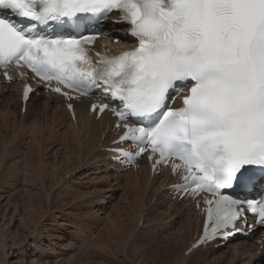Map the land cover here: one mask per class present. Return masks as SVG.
<instances>
[{
  "label": "snow or ice",
  "instance_id": "obj_1",
  "mask_svg": "<svg viewBox=\"0 0 264 264\" xmlns=\"http://www.w3.org/2000/svg\"><path fill=\"white\" fill-rule=\"evenodd\" d=\"M113 12L138 46L94 60L96 26ZM10 65L69 101L107 100L91 111L117 117L114 159L146 154L154 172L179 177L174 192L204 205L189 252L240 231L248 213L264 227V197L247 195L264 186V0H0L9 82ZM33 91L25 85V101Z\"/></svg>",
  "mask_w": 264,
  "mask_h": 264
},
{
  "label": "bare ground",
  "instance_id": "obj_2",
  "mask_svg": "<svg viewBox=\"0 0 264 264\" xmlns=\"http://www.w3.org/2000/svg\"><path fill=\"white\" fill-rule=\"evenodd\" d=\"M125 32L115 31L123 45ZM0 104V264H74L103 256L105 264H264L260 235L185 256L200 230L197 214L164 191L167 177L113 169L108 117L95 121L80 103L73 123L59 98L43 95H32L22 115L16 87H0ZM113 186L123 190V203L97 218L112 197L102 191ZM79 208L87 211L78 216ZM96 219L103 226L93 229V238L87 222ZM15 221L25 235L11 234ZM66 226L72 230L61 233Z\"/></svg>",
  "mask_w": 264,
  "mask_h": 264
},
{
  "label": "rangeland",
  "instance_id": "obj_3",
  "mask_svg": "<svg viewBox=\"0 0 264 264\" xmlns=\"http://www.w3.org/2000/svg\"><path fill=\"white\" fill-rule=\"evenodd\" d=\"M37 97V96H36ZM8 102H12V101H8ZM1 106H0V115H2V113H5V110H3L1 107H2V105L3 104H0ZM12 108V107H11ZM11 108H9V112H10V110L12 111V109ZM66 179H67V176H66ZM120 189V190H119ZM108 190V191H107ZM109 192V193H108ZM111 192V193H110ZM123 192V190L121 189V187H118V186H113L112 188H110V189H106V190H104V191H102V195L104 194V196H108L109 194V196H112V197H110L109 199L108 198H106L105 199V203L107 204V208H105V209H102V212L100 213L99 212V214H97L99 217H97V218H105L107 215H106V213H110V211H112V209H115L117 206V208H119L120 206L119 205H122V203H123V199L122 198H120L119 197V195L121 194ZM60 197V196H59ZM115 198H117L116 200H115ZM119 198V199H118ZM112 199V200H111ZM59 200H61V197L59 198ZM120 200L121 201V203H120V201L118 202V201ZM115 201V202H114ZM116 201H117V203H116ZM117 205H116V204ZM120 203V204H119ZM114 206L115 208H112V207ZM109 208V209H108ZM11 209H9V210H7L6 212H5V214H4V216H5V218L6 219H9L10 217H11ZM87 211V208H79V212H77L78 213V216L80 215V213H85ZM106 212V213H105ZM102 214V215H101ZM1 215H2V213H1ZM106 215V216H105ZM78 216H75V217H78ZM15 218V220H18L19 219V217H17L16 215H14V217H13V219ZM81 217H79V218H75V219H80ZM8 221V220H7ZM95 221V222H94ZM51 221H48L47 223L48 224H51L50 223ZM92 222H94V224L92 223ZM101 222H102V224H101ZM101 222H99V221H97V219L96 220H91L90 222H87L91 227H93L92 229L90 228H88V230H91L90 232H91V235H92V237L94 236H96V234L98 233V229L100 230V228L103 226V221H101ZM96 223V224H95ZM19 226V223L17 222V221H15L14 223H13V225H12V227L10 228V231H11V234L12 233H14L17 229H18V231L22 234V235H25V232L24 231H22L20 228H17ZM95 226V227H94ZM99 226V227H98ZM67 228V229H66ZM71 228V227H70ZM95 228H97L96 229V232H95V230H93V229H95ZM65 230H66V232H69V230H72V229H69V227L68 226H66L65 227V229H63V231H61V233H63V232H65ZM48 231V230H47ZM93 237V238H94ZM45 239V238H44ZM48 239H50V238H48ZM69 238L67 237V239H65V242L66 243H68V244H73V245H76V241H74L73 239L71 240V241H69L68 240ZM70 242V243H69ZM75 242V243H74ZM46 244V243H45ZM43 247H45V246H43ZM50 248L51 247H47L46 248V250L47 251H45L44 253H43V255L45 256V254L46 253H48V252H50ZM29 260H30V258H29ZM40 261H42V262H45V260L46 259H39ZM74 264H105V257L103 256L102 257V260L101 259H99V260H96V261H92V260H85V259H82V261L80 262V263H74Z\"/></svg>",
  "mask_w": 264,
  "mask_h": 264
}]
</instances>
